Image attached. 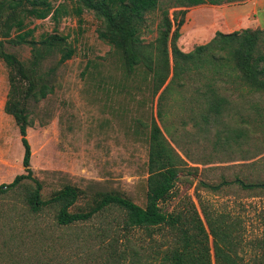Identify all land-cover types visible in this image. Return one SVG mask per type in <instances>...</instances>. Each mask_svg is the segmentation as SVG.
Segmentation results:
<instances>
[{
  "label": "rangeland",
  "instance_id": "rangeland-1",
  "mask_svg": "<svg viewBox=\"0 0 264 264\" xmlns=\"http://www.w3.org/2000/svg\"><path fill=\"white\" fill-rule=\"evenodd\" d=\"M46 1L69 7L73 0ZM174 10H169V17ZM79 19L80 23L64 16L56 24L49 17L25 20L35 40L55 33L65 37L74 51L61 64L57 54L39 62L33 86L45 85V96L28 103L29 168L41 184V199L68 184L82 192L72 212L90 204L94 193L110 191L142 207L147 136L154 120L183 161L173 196L161 208L178 212L192 204L198 213L202 209L211 216H225L236 227L240 245L235 253L242 260L251 263L264 254V188L245 189L237 182L264 185V93H252L233 79L221 78L216 88L226 103L218 116L205 121L200 99L203 77L186 76L183 88L174 87L159 101L162 88L152 95L145 69L125 73L120 59L97 38L98 21L88 12ZM149 21L154 23L156 15ZM242 29L264 30V0L188 8L176 46L186 53L207 43L215 32ZM5 50L23 62L30 58L26 45H5ZM6 92V70L0 62V104ZM5 116L9 121L1 124L12 166L1 168L0 184L23 173L17 128ZM199 183L216 188L211 191ZM24 196L21 187L0 195V264H129L133 254L140 262H154L155 246L163 241L156 235L148 239L142 230L127 235L115 209L83 223L58 226L53 209L32 214Z\"/></svg>",
  "mask_w": 264,
  "mask_h": 264
},
{
  "label": "trees",
  "instance_id": "trees-1",
  "mask_svg": "<svg viewBox=\"0 0 264 264\" xmlns=\"http://www.w3.org/2000/svg\"><path fill=\"white\" fill-rule=\"evenodd\" d=\"M244 1L73 0L67 7L64 2L52 6L46 0H0V62L5 67L7 79L2 111L12 118L23 150V173L15 175L8 184H0V195L21 187L30 213L53 209L55 223L62 227L86 222L105 210L115 209L121 215V231L127 235L142 230L148 239L156 235L163 240L155 246L154 262H140L133 254L129 264H264L263 253L251 263L235 253L240 242L234 235V223L227 222V217L211 216L202 209L198 213L192 204L178 212L167 213L161 208L160 205L173 196L172 190L183 161L154 120L150 121L147 136L146 190L142 207L110 191L94 193L90 204L72 212L70 209L82 192L68 184L42 200L41 184L29 168L30 149L26 139V128L32 126L28 103H35L45 96V85L41 84L37 90L33 86L39 62L50 54H57V62L61 64L74 53L65 43V37L55 33L40 35L35 40L33 30L27 28L26 19L44 20L49 17L56 24L61 17L70 16L80 23L82 13H90L100 25L97 38L116 54L125 73L131 75L136 69L143 68L150 75L152 95L162 88L159 101L174 87L183 88L186 76L194 73L203 77L200 99L206 121L208 117L218 116L226 103L216 88V83L223 80L221 78L233 79L252 93H264V30L215 32L207 43L184 53L176 46L179 28L190 7L240 4ZM170 9L176 10L169 17ZM153 14L156 15L154 23L149 21ZM151 25H154L153 29H150ZM151 34L152 38L144 39ZM5 45L28 46L30 58L26 62L18 60L5 50ZM237 182L245 189L264 188V185ZM199 185L211 191L216 188L203 183Z\"/></svg>",
  "mask_w": 264,
  "mask_h": 264
},
{
  "label": "crops",
  "instance_id": "crops-1",
  "mask_svg": "<svg viewBox=\"0 0 264 264\" xmlns=\"http://www.w3.org/2000/svg\"><path fill=\"white\" fill-rule=\"evenodd\" d=\"M3 103H4V101H2V103L0 104V181H2L4 178V176L2 175L3 173L1 171V168L2 167L5 168L7 166H12L11 163L9 164V162L7 160V156L9 154H8V149L6 148L7 144L4 141L3 125L1 124L2 121H7V122L9 121V119L5 116V114L2 111ZM11 174L14 175L13 173H11Z\"/></svg>",
  "mask_w": 264,
  "mask_h": 264
}]
</instances>
